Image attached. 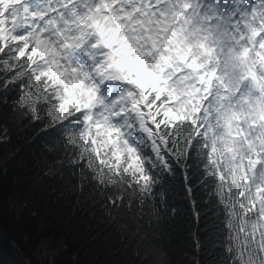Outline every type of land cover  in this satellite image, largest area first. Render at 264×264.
I'll use <instances>...</instances> for the list:
<instances>
[{
    "label": "snow or ice",
    "instance_id": "6c2138e0",
    "mask_svg": "<svg viewBox=\"0 0 264 264\" xmlns=\"http://www.w3.org/2000/svg\"><path fill=\"white\" fill-rule=\"evenodd\" d=\"M36 97L32 143L56 157L71 145L74 170L111 181L113 229L133 231L124 213L150 202L125 194L160 191L179 172L194 219L205 197L219 219L218 198L264 252V0H0V109ZM151 202L158 222L181 212ZM135 231L126 264H166L152 222ZM248 247L223 252L241 264Z\"/></svg>",
    "mask_w": 264,
    "mask_h": 264
},
{
    "label": "trees",
    "instance_id": "16d2710c",
    "mask_svg": "<svg viewBox=\"0 0 264 264\" xmlns=\"http://www.w3.org/2000/svg\"><path fill=\"white\" fill-rule=\"evenodd\" d=\"M25 113L33 115L28 103L17 104L11 112L0 109V125L7 126L0 139V264H126L135 247V229L148 230L149 221L157 228L164 250L160 259L166 257V264H233L223 252L227 246L236 254L219 205L215 206L219 219L212 218L205 197L199 203L200 219H194L179 172L168 191L162 189L145 198L149 203L124 213L133 231L123 226L113 229L114 217L103 201L108 196L116 199L117 190L86 169L87 175L74 170L69 146L59 157L48 149L47 156L41 154L38 144L32 143ZM185 170L195 174L192 162ZM125 195L143 203L144 198ZM153 195L166 197L180 209L178 217L169 214L158 222L151 211Z\"/></svg>",
    "mask_w": 264,
    "mask_h": 264
},
{
    "label": "rangeland",
    "instance_id": "374dc122",
    "mask_svg": "<svg viewBox=\"0 0 264 264\" xmlns=\"http://www.w3.org/2000/svg\"><path fill=\"white\" fill-rule=\"evenodd\" d=\"M264 231V230H263Z\"/></svg>",
    "mask_w": 264,
    "mask_h": 264
}]
</instances>
